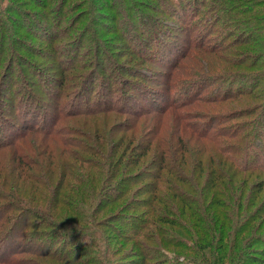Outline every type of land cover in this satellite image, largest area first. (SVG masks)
Listing matches in <instances>:
<instances>
[{
	"label": "trees",
	"instance_id": "trees-1",
	"mask_svg": "<svg viewBox=\"0 0 264 264\" xmlns=\"http://www.w3.org/2000/svg\"><path fill=\"white\" fill-rule=\"evenodd\" d=\"M135 1L0 4V264H264V48L248 29L264 15H245L264 0ZM169 7L173 33L156 20ZM101 9L149 61L210 39L232 46L226 68L215 80L194 57L173 84L177 57L150 71L162 87L114 83Z\"/></svg>",
	"mask_w": 264,
	"mask_h": 264
},
{
	"label": "rangeland",
	"instance_id": "rangeland-1",
	"mask_svg": "<svg viewBox=\"0 0 264 264\" xmlns=\"http://www.w3.org/2000/svg\"><path fill=\"white\" fill-rule=\"evenodd\" d=\"M4 3H5L4 0H0V4L3 5ZM135 3L134 4L136 6H142L144 4V0H136ZM257 9H259L258 14L264 15V1L260 2V5H258V7L253 6V8H251V11L247 12L245 15L252 14ZM100 13H101L100 16L103 17V19H101L103 25L99 26L97 24H94L93 27H94L95 31L97 32V34L99 35V37L104 40L103 41V42H105L104 45L108 44V46H105L108 53H107V57H105L106 60L104 61L105 63L103 62L104 64L102 67H104V68L111 67L112 68V69H110V71L113 75L112 78L115 79V80H113L114 83L117 82V80H121L124 84L125 83H127V84L133 83L135 85H151L152 87H155V88L162 87L161 84L156 82L157 81L156 79H155V81L153 80L154 77H156V75H155V73L154 74L152 72L150 73V71H152L153 69H161V70L167 69V66H168V64H170V61H172V62L176 61L177 57H179V59L177 58V61L179 60V62H178L176 67H179V68L177 70L176 75H175V73H172V78L177 77L175 79V81L173 82V84L180 83L181 81H186L190 77L195 76L196 73H191L190 71H188L191 67L195 66L194 63L190 64L191 59H193L194 57L198 58V56H199V59L196 62H199L200 68H203L200 70V72H202V74H215L216 73V76H217V74H221L220 72H222V69L226 68V64L223 61V59H225L224 55H225L226 51L230 50L229 48H232V46H228L229 47L228 49L227 48L223 49L222 47L219 48L216 45L211 46L212 44L210 43V41H211L210 39L209 40L206 39L204 41V43L201 44L200 46H193V47L187 46L186 49H181L179 47V49H172V51L170 50V52L168 54H163L162 56H161V54L160 55L156 54L155 51H150V55L153 58H152V61H149V60L145 59L147 53L149 52L148 51L149 49H142V47L144 46V43H142V46H140V49L133 48V46L129 40L125 41L124 38H121V39L116 38L118 35H121V34H117L116 32L114 34V31H111V29L114 28V26L116 27L117 25L120 24V18H118L113 24V21L111 22L110 20H104L107 16L108 11L101 9ZM168 13H170V14L169 15H167L165 13L158 14V18L156 20L160 21L161 26H163V25H168V26L170 25L171 26L174 23V21H176L175 20L176 14L173 13L172 7L168 8ZM113 14H115V16L118 17V10L116 9V11ZM21 19L22 18H17L16 21H20ZM29 20L31 21L32 18L30 17ZM103 21H105V22H103ZM259 23H260V25L252 26L251 23L248 22V24L250 25L248 27V29H250L252 31L253 36L255 38V44H254L253 48L255 50H258V51H259V49L264 48V18ZM174 25H176V24L174 23ZM161 26H160V28H161ZM170 26L166 29L169 31L171 30L172 33H173V31L175 32L173 27L171 29ZM32 28L34 29V27H32ZM47 31H51V28L48 27ZM179 34H181V36H184L183 33L179 32ZM209 35H211V34H209ZM22 42L23 43H29L28 41H25L24 39H22ZM178 42H179V39L174 40V44L177 45ZM182 42H183V39H182ZM109 45H110V47H109ZM33 47H37V46L35 44H33ZM38 49L40 50V49H42V47L38 48ZM231 50L237 51V49H231ZM263 54H264V51L262 52L261 57ZM57 57L61 58V55H57ZM107 61H108L109 66H107ZM212 62H214L215 65ZM171 64H173V63H171ZM212 65H214V66L212 67ZM227 67H228V69H230L232 66L227 65ZM143 68L148 69V75L143 76L140 74L139 71H141V70L145 71ZM205 68H208V69H205ZM211 68H212V70H210ZM231 70H232V68H231ZM178 71H179V73H178ZM115 73H116V75L114 76ZM158 77H160V76H157L156 78H158ZM49 78L50 79L48 80L47 83L49 85H51L52 84V82H51L52 75L49 76ZM214 79L217 80L218 76H217V78H214ZM214 79H213V82H214ZM110 80H111V78L109 79V81ZM94 81L95 80L92 81V88L97 89V87H98L97 83H95ZM214 85L215 84L210 85L209 82L204 84V86H203L204 88L202 90V91H204L203 94L211 95L212 88L214 87ZM193 86L196 89H199L195 85H193ZM36 87H37V85H36ZM126 89H127V87H126ZM39 95H41V94H39ZM232 95H228L230 97L228 99H226V101H229L230 103L233 104L232 99H231ZM40 97L44 98L45 96L41 95ZM136 97L138 98L137 94H136ZM156 98L158 101L161 99L159 97H156ZM176 98H177V96H176ZM147 101H148L147 98H141V99L139 98V102H141L142 104H146ZM220 103H224V102H221L219 100L218 102H216L212 106L218 105L217 108H219ZM124 104L129 106V107H132V108L136 107L134 104H130L129 99H127L126 102H124ZM206 106H207V104H206ZM212 106H209V107H212ZM230 106H235V104L230 105ZM153 110H155V109H151L148 111H153ZM118 117H120V115ZM13 118H14V115H13ZM259 177L261 179L262 178L264 179V170L260 171ZM259 185H260V183L258 182L257 184H255L252 187V190L256 191V189L259 188L258 192H259V196H260V194L261 195L264 194V190H261ZM261 187L264 188V185ZM102 229H105V228H102ZM16 241H17L18 245L21 243V241H19V238H17ZM2 245H4V243ZM55 245L56 244H53V246H55ZM3 247L4 246L0 247V255H4V253H6V249L4 250ZM34 252H37V251H34ZM123 254H125V253H123ZM123 254H117V257H112L111 260H114V261H115V259L117 261H121V260L124 261L125 260V262H124V264H125L129 261V259L126 258V256L123 257L122 256ZM128 257H130V256H128ZM34 258H37V257H34ZM179 258H181V257L179 256ZM37 259H39V258H37ZM130 259H131V257H130ZM35 263L40 264L37 261H35Z\"/></svg>",
	"mask_w": 264,
	"mask_h": 264
},
{
	"label": "clouds",
	"instance_id": "clouds-1",
	"mask_svg": "<svg viewBox=\"0 0 264 264\" xmlns=\"http://www.w3.org/2000/svg\"><path fill=\"white\" fill-rule=\"evenodd\" d=\"M84 242H85V243H88V240L85 238V239H84Z\"/></svg>",
	"mask_w": 264,
	"mask_h": 264
}]
</instances>
